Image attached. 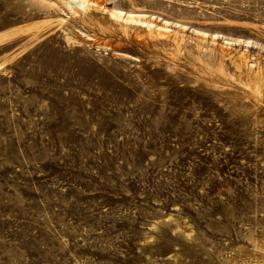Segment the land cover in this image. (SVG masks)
Segmentation results:
<instances>
[{
	"label": "rangeland",
	"instance_id": "374dc122",
	"mask_svg": "<svg viewBox=\"0 0 264 264\" xmlns=\"http://www.w3.org/2000/svg\"><path fill=\"white\" fill-rule=\"evenodd\" d=\"M96 2L0 0V264H264V0Z\"/></svg>",
	"mask_w": 264,
	"mask_h": 264
},
{
	"label": "bare ground",
	"instance_id": "6f19581e",
	"mask_svg": "<svg viewBox=\"0 0 264 264\" xmlns=\"http://www.w3.org/2000/svg\"><path fill=\"white\" fill-rule=\"evenodd\" d=\"M63 1L65 3L71 2V0H63ZM77 1L80 2L81 6L84 8L100 5L96 2V0H77ZM109 15L111 16L114 25H116V27H120V28H126L128 23H131V22L148 24V22L141 21L140 18H135L130 13H128V15L125 18H123L122 11L119 9L110 10ZM82 19H84V20L89 19V17L84 16V17H82ZM149 26H151V24ZM40 28H41V24L38 22H33L26 27V29L29 31L30 37H35L39 33Z\"/></svg>",
	"mask_w": 264,
	"mask_h": 264
}]
</instances>
